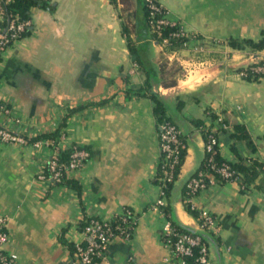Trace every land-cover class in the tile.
I'll return each mask as SVG.
<instances>
[{"label": "crops", "instance_id": "1", "mask_svg": "<svg viewBox=\"0 0 264 264\" xmlns=\"http://www.w3.org/2000/svg\"><path fill=\"white\" fill-rule=\"evenodd\" d=\"M160 1L171 19L196 32L195 39L180 48L136 40L138 0H51L52 9L32 7L30 33L1 55L0 99L14 112H0V124L20 118L15 128L35 137L56 130L70 108L81 106L66 118L57 144L90 152L68 173L81 184L77 190L38 179L50 155L46 146L0 142V215L7 217L4 248L13 264H70L71 244L84 240L82 221L93 214L112 217L126 206L135 212L133 233L116 236L97 264H180L163 240L169 218L154 206L160 193L158 122L152 98L132 91L147 72L130 49L125 13L133 18L128 25L146 64L156 70L153 90L166 99L186 137V157L170 194L176 217L194 228L201 209L217 218L213 264H264V169L252 182L222 181L200 190L192 201L198 215L184 201V187L206 154L193 118L217 129L224 158L264 164V79L246 80L234 69L263 58L264 49L229 43L231 37H264V0ZM175 64L185 75H174L176 85H162L159 77H173ZM212 114H221L226 128ZM236 123L246 125L255 149L235 142Z\"/></svg>", "mask_w": 264, "mask_h": 264}, {"label": "built area", "instance_id": "2", "mask_svg": "<svg viewBox=\"0 0 264 264\" xmlns=\"http://www.w3.org/2000/svg\"><path fill=\"white\" fill-rule=\"evenodd\" d=\"M12 0H0V54L2 55L8 47L19 38L22 37V32L27 26L31 25L30 19H20L18 15H13L6 24L4 21L7 15L4 10L3 2H10ZM148 7L151 10V23L159 34L162 28L167 24H175L177 21L168 19L167 11L160 0H146ZM174 36L187 35L186 28L182 24L180 30L172 33ZM170 36L162 38L158 41L160 44L168 45ZM0 112L10 114V109L7 102L0 99ZM15 122L19 123L20 118H14ZM216 121L222 128H226L224 117L218 114ZM0 140L3 142L28 144L29 138L23 131H19L12 126L0 124ZM159 131L160 138V160L158 164L157 178L160 186V193L154 202V206L163 207L168 203L167 189L171 182H174L176 175V167L180 163V150L185 147V143L180 137V129L171 122H164ZM208 139L206 141L205 150L209 153L208 168L201 169L198 173L189 178L187 181L188 200L192 202L198 192L209 185H215L222 181L240 180L243 181L241 173H237L232 168L229 162H224L222 165H217L214 161V154L220 150V137L216 128H209ZM63 139L65 135L62 134ZM38 147L46 146L50 150L49 158L44 162L38 173L39 180H60L62 175L61 168L57 167V156L60 151V145L54 146V140L40 139L33 141ZM90 155L89 150L85 148H78L72 154L71 162L65 165L66 171L69 173L82 166L84 160ZM49 164L52 174L47 176L44 167ZM199 215V229L209 232L213 237H216L220 232V223L217 218L207 209H201ZM118 222H114L115 219ZM136 225V216L132 208L126 206L119 213L112 217L91 215L87 217V222L82 229L84 240L75 243V250L70 264H97L99 259L106 255V252L116 236L130 238ZM165 244L170 248L174 255L178 256L180 264H187V256L193 254V247L199 246L198 264H213L210 252L211 242L204 239L200 234H191L188 232H174L173 226L168 220L164 226ZM172 235H175L173 238ZM9 239V232L7 229V217L0 215V264H13L14 256L7 252L4 244Z\"/></svg>", "mask_w": 264, "mask_h": 264}, {"label": "trees", "instance_id": "3", "mask_svg": "<svg viewBox=\"0 0 264 264\" xmlns=\"http://www.w3.org/2000/svg\"><path fill=\"white\" fill-rule=\"evenodd\" d=\"M115 1V0H114ZM4 4V10L7 15V19L4 21V24L8 22V20L11 18L13 15H18L20 19H30L31 17V10L32 7L34 6H41L44 8H49L52 9L54 7L53 2L51 0H12L10 2H3ZM135 16V32H136V40L137 39H143L147 41H152V40H157L161 41L162 38L166 36H170V41L168 43V46L170 48H180L185 45V43L189 40V36L187 35H179V36H174L172 33L174 31L180 30L182 27V23L177 21L175 24H167L162 28L161 34H159L156 30H154L152 23H151V10L147 5L146 0H138V8L136 12L134 13ZM124 32L126 33V37L130 46V49L132 53L136 54L137 56V61L140 64V66L146 70L147 72V78L145 82L136 90L129 89V91H134L136 94L140 95H149L152 100L154 101V113L157 118L158 122V129L161 131V125L164 122H171L174 123L178 128L177 122L172 118V116L168 113V104L166 99L163 97V95L158 92L153 90V83H152V77L153 75H156V70L152 68L151 66H148L143 58V54L140 50V47L136 43V40L132 37L131 35V29L128 24L124 23ZM31 31V25L27 26L26 29L22 32V36L30 33ZM230 45H232L235 48H246L249 47L253 50V52L258 53L262 49H264V37L255 40L253 38H239V37H231L229 39ZM259 56V55H258ZM1 54H0V61H1ZM162 68H160L161 71ZM234 69L238 71H242L244 78L246 80L250 81H261L264 79V57L260 58L258 60H255L253 62L247 63L246 65L242 66H237L234 67ZM164 72V71H163ZM159 81L162 85L164 86H173L176 85L178 82V79L176 77H167L165 76V72L163 73L162 76L159 77ZM81 106L78 107H72L70 108L69 114L73 113L75 110L79 109ZM66 115L64 120L62 121L61 125L54 131L51 132H43L35 137H28L30 142L37 141L40 139L44 138H49L51 140H54L53 145L56 146L58 139L60 137V130L61 128L65 125L66 123V118L69 116ZM213 118H216V114H212ZM192 122L196 124L198 127H200L205 140L207 141L208 139V133L210 132L209 127L206 126L205 122L201 118H193ZM1 127V125H0ZM231 136L235 139V142L238 140H243L245 141L246 145L251 147L252 149H255V144L252 138V135L250 134L249 130L247 129L246 125L243 123H236L235 124V131L231 134ZM181 139L185 143V147H183L180 150V163L176 167V175H175V180L178 176V173L181 169V166L185 160L187 149H186V137L182 133L180 134ZM80 148H85V146H81L78 144H73L71 146H68L66 148H60L59 154L57 156V167L61 168L62 170V175L60 180H54L51 178L50 180L52 181L53 184L59 185H67L73 188H76L77 190H81V184L77 179L74 177L69 176L68 172L66 171L65 165H68L71 162L72 159V154L76 149ZM88 150V149H87ZM208 157L209 153L206 152L204 160L199 168L201 169H207L208 168ZM85 161V160H84ZM214 161L216 164L222 165L224 162H229L232 166L233 169L236 170L237 173H241L243 175V180L246 182H252L256 179V177L259 175L260 171L264 169V164L261 162L255 161L251 164H247L244 162V160L241 158L240 160L233 162L230 161L226 158H224L219 152H216L214 154ZM44 171L47 174V176H50L52 174V170L49 164H47L44 167ZM197 170L192 176L196 175L198 173ZM191 176V177H192ZM174 180V182H175ZM174 182L170 183L169 188L167 189V195L169 202L167 205L163 206V211L164 213L168 216L174 232H188L191 234H198L195 231L191 230L188 228L187 225L183 224L175 215L174 213V208L171 204V190L173 187ZM188 187L187 183L186 186L184 187V201L187 205V208L194 214L198 215L197 211L192 207L191 202L188 200ZM119 219H115L114 222H118ZM87 222V218L82 221V227L85 226ZM211 234V233H210ZM212 235V234H211ZM173 238H175V235H172ZM202 236V235H201ZM166 238V234L163 232V240ZM204 239H206L205 236H203ZM71 249L72 251L75 250V245L71 244ZM199 246H194L193 247V254L190 256H187V264H198V257H199ZM176 256V255H175ZM178 258V256H176ZM179 260V259H178Z\"/></svg>", "mask_w": 264, "mask_h": 264}, {"label": "rangeland", "instance_id": "4", "mask_svg": "<svg viewBox=\"0 0 264 264\" xmlns=\"http://www.w3.org/2000/svg\"><path fill=\"white\" fill-rule=\"evenodd\" d=\"M131 0H127V2L129 3ZM168 16V15H167ZM168 19H170L171 21H177V20H174V19H171L169 16H168ZM124 20L132 27L133 26V18H132V16H130V15H127V13H125L124 14ZM185 27V26H184ZM186 28V30H187V32H188V34H189V38L190 39H192V38H196V32H192V31H189L188 29H187V27H185ZM203 38V37H202ZM195 54H196V56H198V55H201L202 54V50L201 49H199V51L197 50V51H195ZM173 70H175V72H173L172 74H170V76H174V75H176V73H177V75L178 74H180V75H185V69L183 68V67H181V66H179V65H173ZM5 102H7V101H5ZM7 104H8V107H9V109H10V114L11 113H13L14 111H13V107H12V105L9 103V102H7ZM15 116V115H14ZM21 120V119H20ZM2 124H5V123H2ZM6 126L7 125H9V126H12V127H14L15 125H16V122H15V120H13V118L11 119V118H9V120L7 121V123L5 124ZM0 142H3V141H1L0 140ZM3 143H7V144H15V143H10V142H3Z\"/></svg>", "mask_w": 264, "mask_h": 264}, {"label": "water", "instance_id": "5", "mask_svg": "<svg viewBox=\"0 0 264 264\" xmlns=\"http://www.w3.org/2000/svg\"><path fill=\"white\" fill-rule=\"evenodd\" d=\"M187 226H188L189 229L195 231L196 233H198V234H200L202 236H205L206 239L211 242V244H215L216 245L215 238L209 232L203 231V230H201L199 228H194V227L189 226V225H187Z\"/></svg>", "mask_w": 264, "mask_h": 264}]
</instances>
